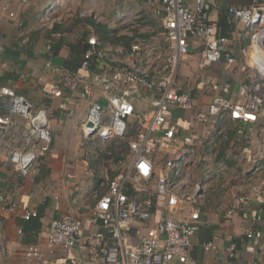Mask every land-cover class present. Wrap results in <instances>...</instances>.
<instances>
[{
  "label": "crops",
  "instance_id": "obj_1",
  "mask_svg": "<svg viewBox=\"0 0 264 264\" xmlns=\"http://www.w3.org/2000/svg\"><path fill=\"white\" fill-rule=\"evenodd\" d=\"M205 1L215 25L214 37L227 39L222 62L207 63L202 56V43L189 38V52L180 63L176 90L190 94L195 107L173 108L170 123L178 125L177 142L172 149L154 156L155 173L166 170L172 180L192 167L198 172L197 179L205 181L203 196L195 204L201 211V220L191 238L189 256L193 262L264 264V204L256 200L232 216L227 215L235 197L253 194L255 188L264 186V130L258 124L236 122L228 114H223L214 128L196 120L199 112L208 111L214 95L238 102L242 82L264 93V82L249 67L255 31L229 13L230 7H249L252 0ZM259 2L264 8V0ZM45 11H48L47 18L42 21L40 17ZM159 14L157 6L148 0H29L26 4L21 0H0V87L12 88L36 107H48L53 139L51 151L39 157L27 177L16 171L10 162L9 150L0 151V191L9 201L17 203L12 212L0 208V239L3 235L9 247L16 243H37L52 220L69 213L82 221L86 232H106L102 222L93 215L96 203L108 191V174L101 177L99 165L102 162L109 168L114 165L110 176L114 178L130 167L129 150L127 147V168L122 169L124 154L105 148L114 142L102 143L99 149L96 141L85 139L81 126L91 102L86 85L76 90L65 89L63 97L54 98L49 91L61 82V76L53 69L76 72L88 40L96 37L107 48V60L115 66L149 67V74L153 75L165 68L168 55L163 44L150 43L160 28ZM89 19L104 27L106 38L101 37ZM137 42L150 44L148 56L141 52L131 55V46ZM231 56L235 62L228 66L226 60ZM146 57H150L148 61ZM94 72H97L95 66L91 69ZM213 84H227L229 88L221 85L219 91H212ZM152 95L146 93L134 101L141 119L130 120L131 135H135L141 123L152 119ZM95 97L105 102L101 93L97 92ZM62 104L65 108H61ZM9 110V102L0 104V116L9 114ZM17 120L19 127L13 128L10 139L20 144V131L25 122L21 118ZM239 127L249 129L246 136L237 135ZM187 137L193 138L192 146L184 144ZM247 138L251 140L248 145L244 143ZM144 187L147 192L141 196L154 199V214L147 224L136 225L144 235H149L156 232L165 217V202L156 198L154 179ZM190 207L178 215L188 216ZM27 211H36L38 216L25 220ZM255 215L261 217L257 229L263 235L248 239L244 232L254 226ZM136 241L133 228L127 243L134 245ZM210 242H215L217 250L204 248ZM0 264H23V257L7 250L0 256ZM49 264L104 263L79 244L68 258L54 259Z\"/></svg>",
  "mask_w": 264,
  "mask_h": 264
},
{
  "label": "built area",
  "instance_id": "obj_2",
  "mask_svg": "<svg viewBox=\"0 0 264 264\" xmlns=\"http://www.w3.org/2000/svg\"><path fill=\"white\" fill-rule=\"evenodd\" d=\"M28 1L21 0L25 4ZM148 1L160 11V28L153 34L150 43L166 47L168 55L164 69L150 75L149 67H117L107 60V48L96 37L88 40L89 47L76 72L53 69V72L61 76V82L49 91L54 98L63 97L65 89L76 90L80 85H86L91 102L86 120L81 126L85 139L107 145L122 141L128 146L130 167L114 178L107 177L108 191L94 207L93 215L102 222L106 232H86L82 221L69 213L52 220L40 234L37 243H16L9 247L1 235L0 256L8 250L20 253L23 264H49L54 259L68 258L76 246L83 244L104 264H196L189 256V249L192 246L191 238L201 220V211L195 204L203 196L205 181L197 179L198 172L192 167L186 168L182 176L172 180L166 170L157 175L153 158L156 154L172 149L177 142L178 125L170 123L173 108L186 110L195 107V100L190 94L176 90L180 63L189 52V38L194 37L202 43L203 59L212 64L222 62L227 39L214 37L215 25L210 19V8L205 0ZM47 13L45 11L41 14L42 21L46 20ZM229 13L254 29L252 46L256 43L257 48L254 53L255 63H249V67L264 82V8L259 0H252L249 7H230ZM150 49L147 42H137L130 50L131 55L141 52L148 56ZM234 62V57H228L226 65L230 66ZM93 66L97 72L91 73ZM221 85L225 89L229 88L227 84H213L211 90L219 91ZM97 92L104 96V103L95 97ZM146 93L153 94V117L148 123H141L135 135H131L130 120L134 117L141 119L134 101L145 97ZM239 95L238 102L214 95L208 111L199 112L196 120L214 128L217 120L223 114H228L236 122L258 124L264 130V93L260 94L249 83L242 82ZM25 99L10 87H0V104L4 101L10 104L9 114L0 116V151L9 150L10 162L16 171L27 177L39 157L51 151L53 139L50 109L36 107ZM61 108H65V104ZM17 118L25 122L20 131V144L10 139L13 128L19 127ZM247 131L249 129L239 127L237 135L244 137ZM250 141L247 138L244 143L248 145ZM184 142L192 146L194 140L187 137ZM171 168L177 170L174 164ZM153 179L156 198L165 202V217L157 225L155 233L144 235L141 227L136 224H147L153 217L154 199L141 196L147 192L145 184ZM256 200L264 204V186L255 188L253 194L235 197L227 215L232 216ZM188 206H191L189 215L183 218L179 216ZM0 208L12 212L16 210L17 203L9 201L0 191ZM37 216L36 211H27L24 219L30 220ZM260 221L261 217L255 215L254 226L244 232L246 238H261L263 231L257 229ZM133 228L137 241L130 245L127 239ZM204 248L207 251L217 250L215 242L205 243Z\"/></svg>",
  "mask_w": 264,
  "mask_h": 264
},
{
  "label": "rangeland",
  "instance_id": "obj_3",
  "mask_svg": "<svg viewBox=\"0 0 264 264\" xmlns=\"http://www.w3.org/2000/svg\"><path fill=\"white\" fill-rule=\"evenodd\" d=\"M96 143L97 144H99L98 146H99V149L103 146L102 145V143L101 142H99V141H96ZM126 142H122V141H115L111 146L110 145H108L107 147H105L108 151L110 150H112V152H122L123 154H124V159L125 160H123V162H122V169H126L127 168V162H126V156H127V154H128V150H127V148H126V146L124 145ZM123 144V145H122ZM97 146V145H96ZM98 148V147H97ZM96 148V149H97ZM104 150V149H103ZM106 157V156H105ZM109 159H112V157L110 158L109 157ZM109 159H104V160H109ZM106 169H108L107 170V172H106ZM112 169H115L114 168V165L111 167V168H109L107 165H105L104 164V162H102V163H100V165H99V174H100V176L102 177L104 174H108V177L109 178H112V177H110V176H112L113 175V173H114V171H112ZM108 178V179H109Z\"/></svg>",
  "mask_w": 264,
  "mask_h": 264
},
{
  "label": "trees",
  "instance_id": "obj_4",
  "mask_svg": "<svg viewBox=\"0 0 264 264\" xmlns=\"http://www.w3.org/2000/svg\"><path fill=\"white\" fill-rule=\"evenodd\" d=\"M89 23L95 25L97 27V32L101 35L102 38H106V30L104 29V27L97 25L93 20L89 19ZM105 34V35H104ZM103 35V36H102ZM86 49H88V46L86 47ZM123 145V144H122ZM126 146V148L128 147L127 144H124ZM38 226V225H36Z\"/></svg>",
  "mask_w": 264,
  "mask_h": 264
},
{
  "label": "bare ground",
  "instance_id": "obj_5",
  "mask_svg": "<svg viewBox=\"0 0 264 264\" xmlns=\"http://www.w3.org/2000/svg\"><path fill=\"white\" fill-rule=\"evenodd\" d=\"M263 36H264V33H263ZM253 48H252V50H251V53L249 54V61H250V64H254L255 63V61H254V53H256L255 52V49L257 48L256 47V43H255V45L254 46H252Z\"/></svg>",
  "mask_w": 264,
  "mask_h": 264
},
{
  "label": "water",
  "instance_id": "obj_6",
  "mask_svg": "<svg viewBox=\"0 0 264 264\" xmlns=\"http://www.w3.org/2000/svg\"><path fill=\"white\" fill-rule=\"evenodd\" d=\"M263 47H264V39H263Z\"/></svg>",
  "mask_w": 264,
  "mask_h": 264
}]
</instances>
